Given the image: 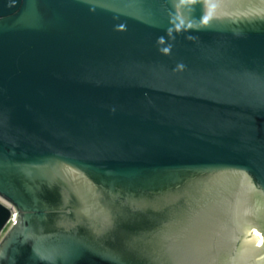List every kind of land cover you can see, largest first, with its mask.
<instances>
[{"label":"water","instance_id":"95a60500","mask_svg":"<svg viewBox=\"0 0 264 264\" xmlns=\"http://www.w3.org/2000/svg\"><path fill=\"white\" fill-rule=\"evenodd\" d=\"M0 198V264H231L235 222L264 236V0H0Z\"/></svg>","mask_w":264,"mask_h":264},{"label":"bare ground","instance_id":"6f19581e","mask_svg":"<svg viewBox=\"0 0 264 264\" xmlns=\"http://www.w3.org/2000/svg\"><path fill=\"white\" fill-rule=\"evenodd\" d=\"M241 211L242 214L246 212V210L237 207L236 213H241ZM244 226V221L235 222L234 233L226 239L227 246L225 247H233L229 249V251L231 250L230 257L233 261L231 264H259L253 263L251 259L252 255L258 251L257 248L264 246L262 245L264 236H262L260 231L257 230V232L256 229L246 231Z\"/></svg>","mask_w":264,"mask_h":264},{"label":"built area","instance_id":"2783aa9c","mask_svg":"<svg viewBox=\"0 0 264 264\" xmlns=\"http://www.w3.org/2000/svg\"><path fill=\"white\" fill-rule=\"evenodd\" d=\"M1 200L4 202V204H2V203L1 204L4 205L10 211L9 219L7 220V222H6L3 230L1 231V234H2L3 232L7 231L15 223V220H16V211H15V209L12 206H10L3 199H1Z\"/></svg>","mask_w":264,"mask_h":264},{"label":"rangeland","instance_id":"374dc122","mask_svg":"<svg viewBox=\"0 0 264 264\" xmlns=\"http://www.w3.org/2000/svg\"><path fill=\"white\" fill-rule=\"evenodd\" d=\"M0 203H2V204H4V202L0 199ZM257 231V230H256ZM258 232V231H257ZM4 233H6V231L5 232H3L1 235H0V239H1V237H2V235L4 234Z\"/></svg>","mask_w":264,"mask_h":264},{"label":"flooded vegetation","instance_id":"af4514ba","mask_svg":"<svg viewBox=\"0 0 264 264\" xmlns=\"http://www.w3.org/2000/svg\"><path fill=\"white\" fill-rule=\"evenodd\" d=\"M255 230V229H254ZM0 235H1V233H0ZM5 235H6V233H4L3 235H2V237H1V239H0V243H1V241L3 240V238L5 237Z\"/></svg>","mask_w":264,"mask_h":264}]
</instances>
